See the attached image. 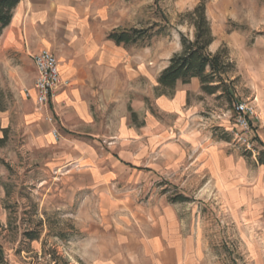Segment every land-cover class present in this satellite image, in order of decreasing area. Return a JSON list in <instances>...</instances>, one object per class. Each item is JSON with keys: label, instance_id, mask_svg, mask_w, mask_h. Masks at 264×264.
Here are the masks:
<instances>
[{"label": "rangeland", "instance_id": "1", "mask_svg": "<svg viewBox=\"0 0 264 264\" xmlns=\"http://www.w3.org/2000/svg\"><path fill=\"white\" fill-rule=\"evenodd\" d=\"M86 1L105 37L150 29L136 44L111 40L119 80H126L124 72L146 69L129 83L137 89L130 103L141 90H148V100L133 107L135 117L124 107L98 111L106 133L115 127L119 134L95 139L106 168L83 174L82 167L63 171L55 165L57 146H32L24 137V114L34 105L24 90L31 83L3 79L0 248L7 262L95 264L92 247L103 236L119 249L117 261L128 244H138L147 251L172 246L173 262L183 264H264V165L256 162L264 150V0H203L215 39L209 50H222L230 65L223 78L233 101L222 89L206 94L198 86L177 107L172 96L159 104L152 89L180 52V33L193 39L187 13L200 0ZM239 102L254 110L247 132L235 123ZM88 173L107 184L68 186ZM177 194L187 200L173 202ZM99 209L108 210L105 219L92 214ZM92 215L108 227L96 242L82 230Z\"/></svg>", "mask_w": 264, "mask_h": 264}, {"label": "crops", "instance_id": "2", "mask_svg": "<svg viewBox=\"0 0 264 264\" xmlns=\"http://www.w3.org/2000/svg\"><path fill=\"white\" fill-rule=\"evenodd\" d=\"M94 18L92 4L86 0H20L13 9L10 23L0 35V85L3 79L17 77L32 86L35 79L32 55L43 48L55 55L60 79L66 81V85L57 87L49 105L48 114L52 122L46 120L45 110L37 109L34 105L31 111L24 114V137L30 138L32 146H57L58 162L51 160V163H59L57 167L63 171L64 167L71 165L68 170L82 167L83 174L90 170L102 172L103 167L106 168L98 155L95 139L117 137L119 134L115 127L112 134L109 127L106 133L103 129L105 124L99 119L102 114L98 111L124 107L129 113L128 109L131 108L137 114L133 107L142 108L149 96L148 90L144 95L141 90L140 99L130 103V96L137 89L129 83L145 68L140 66V70L135 72H124L126 80H119L118 57L111 52L115 47L104 36ZM156 85L155 80L154 87ZM198 86V78H192L188 84L177 82L172 96L174 106L184 103L188 92L196 90ZM157 98L160 104L162 99L168 97L157 95ZM111 117L115 120L116 113ZM5 127L6 124L0 125L2 129ZM54 127L58 131L57 138L52 134ZM108 157L104 156V159ZM88 174V178H79L68 186H75L79 190L90 185L107 184L102 177L94 178L91 173ZM61 180L64 181V176ZM107 213V209H99L92 214L105 219ZM88 217L91 221H87L82 230L88 235L87 240L96 242L98 235L106 234L108 227L103 225V220L97 221L93 215ZM97 243L96 247H92L98 252V255L92 253L95 264H183L173 262L176 249L172 246L147 251L139 248L138 244H128L126 256L119 257L120 261H117L120 253L118 248L113 247L112 241L102 236Z\"/></svg>", "mask_w": 264, "mask_h": 264}, {"label": "trees", "instance_id": "3", "mask_svg": "<svg viewBox=\"0 0 264 264\" xmlns=\"http://www.w3.org/2000/svg\"><path fill=\"white\" fill-rule=\"evenodd\" d=\"M20 0H0V35L2 30L10 23L13 9ZM190 17L191 24L194 27L193 39H189L180 33V52L174 53L167 66H165L156 78L157 85L154 87L156 95L173 96L177 82L188 84L192 78H198L201 91L206 94H214L222 89L221 95L228 96V102L233 101V93L229 90L223 75L229 68L222 50L212 53L209 45L214 40L209 20L205 13V2L200 0L199 3L187 13ZM148 29L131 28L127 30L112 31L107 38L112 40L116 45L136 44L141 38L149 37ZM130 111L131 117L135 113ZM257 138V137H254ZM0 138V142H2ZM256 162L264 165V150L259 151ZM187 200L186 197L177 194L172 197L173 202ZM34 239L37 235L27 233ZM0 264H9L5 259L2 249L0 248Z\"/></svg>", "mask_w": 264, "mask_h": 264}, {"label": "built area", "instance_id": "4", "mask_svg": "<svg viewBox=\"0 0 264 264\" xmlns=\"http://www.w3.org/2000/svg\"><path fill=\"white\" fill-rule=\"evenodd\" d=\"M32 62L35 68V79L33 85L24 90V95L31 99L37 109L47 112L46 120L52 122V117L48 114V108L53 100L55 90L61 84L66 85V81L60 79L58 64L55 55L48 49L43 48L32 55ZM236 126L241 131H249L248 118L254 114L252 106L246 102L235 104ZM52 134L58 137V131L54 127Z\"/></svg>", "mask_w": 264, "mask_h": 264}]
</instances>
